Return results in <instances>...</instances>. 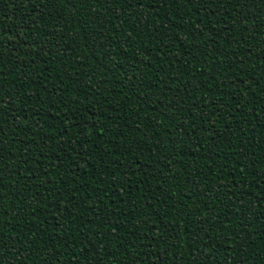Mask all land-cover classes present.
I'll return each mask as SVG.
<instances>
[{"label": "trees", "instance_id": "trees-1", "mask_svg": "<svg viewBox=\"0 0 264 264\" xmlns=\"http://www.w3.org/2000/svg\"><path fill=\"white\" fill-rule=\"evenodd\" d=\"M3 264H264V0H0Z\"/></svg>", "mask_w": 264, "mask_h": 264}, {"label": "snow or ice", "instance_id": "snow-or-ice-1", "mask_svg": "<svg viewBox=\"0 0 264 264\" xmlns=\"http://www.w3.org/2000/svg\"><path fill=\"white\" fill-rule=\"evenodd\" d=\"M96 2H100V0H96ZM105 2H107V0H105ZM137 2H139V0H137ZM176 2H179V0H176ZM189 2H191V0H189ZM0 264H3L2 259H0Z\"/></svg>", "mask_w": 264, "mask_h": 264}]
</instances>
